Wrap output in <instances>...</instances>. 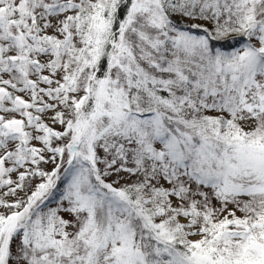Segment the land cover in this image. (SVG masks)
Here are the masks:
<instances>
[{"label":"snow or ice","instance_id":"1","mask_svg":"<svg viewBox=\"0 0 264 264\" xmlns=\"http://www.w3.org/2000/svg\"><path fill=\"white\" fill-rule=\"evenodd\" d=\"M0 264H264V0H0Z\"/></svg>","mask_w":264,"mask_h":264}]
</instances>
